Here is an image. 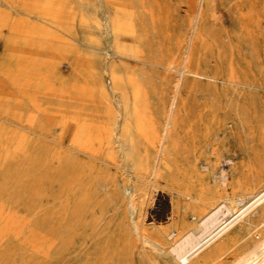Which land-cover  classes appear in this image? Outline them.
Segmentation results:
<instances>
[{"label":"rangeland","instance_id":"1","mask_svg":"<svg viewBox=\"0 0 264 264\" xmlns=\"http://www.w3.org/2000/svg\"><path fill=\"white\" fill-rule=\"evenodd\" d=\"M251 194L264 0H0V264H184ZM243 216L185 264L251 250L264 203Z\"/></svg>","mask_w":264,"mask_h":264},{"label":"bare ground","instance_id":"2","mask_svg":"<svg viewBox=\"0 0 264 264\" xmlns=\"http://www.w3.org/2000/svg\"><path fill=\"white\" fill-rule=\"evenodd\" d=\"M249 198H252L250 206L248 205L249 207L247 206L248 208L245 211L236 216L233 215V212L227 205H218L201 220V233L196 235L193 232H188L179 242L171 247L172 252L177 254L184 264L199 256L241 221L246 212L253 214L255 209L264 203V194H251ZM217 220L220 221L215 224ZM191 257L193 258L190 259ZM231 264H264V238L259 240L251 250L241 255Z\"/></svg>","mask_w":264,"mask_h":264}]
</instances>
